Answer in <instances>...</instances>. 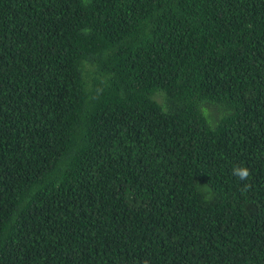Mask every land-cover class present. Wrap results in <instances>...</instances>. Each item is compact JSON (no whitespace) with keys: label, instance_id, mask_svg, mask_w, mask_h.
<instances>
[{"label":"trees","instance_id":"trees-1","mask_svg":"<svg viewBox=\"0 0 264 264\" xmlns=\"http://www.w3.org/2000/svg\"><path fill=\"white\" fill-rule=\"evenodd\" d=\"M0 264H264V0H0Z\"/></svg>","mask_w":264,"mask_h":264},{"label":"clouds","instance_id":"clouds-1","mask_svg":"<svg viewBox=\"0 0 264 264\" xmlns=\"http://www.w3.org/2000/svg\"><path fill=\"white\" fill-rule=\"evenodd\" d=\"M232 175L239 178L241 181H245L250 178L251 170L248 167L238 165L233 168ZM250 187V184L243 185L244 190H247Z\"/></svg>","mask_w":264,"mask_h":264}]
</instances>
